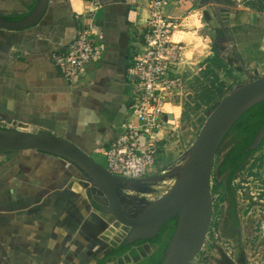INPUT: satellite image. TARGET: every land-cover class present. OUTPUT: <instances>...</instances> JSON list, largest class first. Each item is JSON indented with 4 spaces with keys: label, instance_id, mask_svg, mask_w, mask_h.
I'll return each instance as SVG.
<instances>
[{
    "label": "crops",
    "instance_id": "0c3cea01",
    "mask_svg": "<svg viewBox=\"0 0 264 264\" xmlns=\"http://www.w3.org/2000/svg\"><path fill=\"white\" fill-rule=\"evenodd\" d=\"M234 1L210 3L216 11ZM36 3L0 0V17L23 19ZM99 3L94 18L103 57L73 85L63 79L53 55L75 39L89 11L85 0H49L35 25L0 29V126L38 127L102 166L104 152L132 119L127 71L141 48L140 18L148 1ZM187 4L204 6L205 0ZM105 201L61 158L35 150L0 153V264H137L150 257L158 249L151 242L113 255L122 238L111 232L112 216L99 210Z\"/></svg>",
    "mask_w": 264,
    "mask_h": 264
},
{
    "label": "water",
    "instance_id": "95a60500",
    "mask_svg": "<svg viewBox=\"0 0 264 264\" xmlns=\"http://www.w3.org/2000/svg\"><path fill=\"white\" fill-rule=\"evenodd\" d=\"M48 3L49 0H37L33 11L23 19L0 17V29L17 31L35 25ZM262 102L264 76H257L229 92L209 112L182 165L140 180L111 174L75 144L35 126H29L26 131L0 126V153L35 150L76 167L105 197L99 210L112 216L111 232L120 234V244L124 247L157 238L162 228L177 218L161 264H192L205 244L213 216L211 178L216 156L238 120ZM163 118L169 122L174 117L167 110ZM263 140L264 125L254 137L250 151L257 150ZM168 178L175 179V184L166 194L152 202L141 197L148 193L149 185Z\"/></svg>",
    "mask_w": 264,
    "mask_h": 264
},
{
    "label": "rangeland",
    "instance_id": "374dc122",
    "mask_svg": "<svg viewBox=\"0 0 264 264\" xmlns=\"http://www.w3.org/2000/svg\"><path fill=\"white\" fill-rule=\"evenodd\" d=\"M187 2L166 0L165 4L164 13L174 17L179 27L183 28L186 43L181 65L169 74V84L162 87V97L171 98L166 104H172L177 121L172 120L168 124L167 141L154 169L156 175L183 164L213 106L234 89L257 76H264V0H236L216 7V11L210 0H205L204 6L199 7ZM227 12L228 16L225 15ZM146 17V12H143L140 22L143 23ZM214 55L221 59L220 65L215 64ZM226 148L227 145H224L218 153L215 169ZM262 152L264 148L260 154ZM216 171L212 173L211 187L216 184ZM174 184L173 178L153 183L149 185L148 193L141 197L152 202L166 194ZM259 206L264 205L257 202L251 207V215L242 216L246 234L248 230V234L252 235V225L258 221L259 227L264 225V208ZM259 241L264 244V228L254 242L257 244ZM216 242L208 238L206 246L192 264H217L213 261L215 249L221 246L228 252L232 250L230 245L226 247L225 240L218 239ZM256 244L248 246L249 258L253 261L251 264H264V247Z\"/></svg>",
    "mask_w": 264,
    "mask_h": 264
},
{
    "label": "built area",
    "instance_id": "2783aa9c",
    "mask_svg": "<svg viewBox=\"0 0 264 264\" xmlns=\"http://www.w3.org/2000/svg\"><path fill=\"white\" fill-rule=\"evenodd\" d=\"M147 1V17L141 23V48L135 51L127 71L132 119L104 152V168L115 176L134 180L156 175L154 169L167 141L170 122H165L163 115L170 109L174 117L172 104H166L171 98L162 97V87L169 84V74L181 65L185 44L183 28L174 17L164 13L166 0ZM85 2L89 11L75 39L65 50L53 55L63 79L72 85L81 78L86 67L101 60L104 53L96 40L98 26L94 18L100 0ZM173 119L176 122L175 117Z\"/></svg>",
    "mask_w": 264,
    "mask_h": 264
},
{
    "label": "flooded vegetation",
    "instance_id": "af4514ba",
    "mask_svg": "<svg viewBox=\"0 0 264 264\" xmlns=\"http://www.w3.org/2000/svg\"><path fill=\"white\" fill-rule=\"evenodd\" d=\"M233 138V133L226 137L220 150L224 145H227V148L222 152L217 168L213 169V173L217 170L215 173V187H211L213 216L203 248L210 237L215 244H217L218 239L225 240L227 242L226 247L230 245L232 250L230 249V252H228L227 249L220 246L219 249H215L216 255H213V261L215 260L217 264H251L252 260L249 258L248 246L256 244L254 242L255 238L261 234L264 225L259 227L258 221L257 224L252 225V235L248 234V230L246 234L242 216L251 215L252 205L257 202L264 205V153L260 154L264 145L261 144L262 146L260 145L257 150L251 151V154L245 158L238 171L234 172L237 161H231L232 167L221 173L222 164L239 143L238 140ZM220 150L218 153H220ZM259 207L264 208V206ZM256 245L264 247L263 241H259Z\"/></svg>",
    "mask_w": 264,
    "mask_h": 264
},
{
    "label": "trees",
    "instance_id": "16d2710c",
    "mask_svg": "<svg viewBox=\"0 0 264 264\" xmlns=\"http://www.w3.org/2000/svg\"><path fill=\"white\" fill-rule=\"evenodd\" d=\"M213 60V58L211 59ZM214 60L216 65H220L222 63L221 59L215 57ZM230 91V90H228ZM220 93H223L220 91ZM216 106V105H215ZM213 106V108L215 107ZM212 108V109H213ZM211 109V110H212ZM264 125V102L256 105L247 113H245L235 124V126L231 129L230 133L234 134V140H238V145L229 153L227 160L222 164L220 171L223 173L231 166V161H237L234 166V172L238 171L245 158L249 154H251L250 146L253 143L254 137L256 136L259 128ZM229 133V134H230ZM228 134V135H229ZM264 145V140L262 142ZM261 145V146H262ZM177 223V218L169 221L160 231L157 238L149 241L152 244L156 245L158 249L145 260L137 263V264H161V258L171 240V237L174 233L175 227ZM143 242H138L131 246H120L113 253L115 256H121L127 253L132 247L141 244Z\"/></svg>",
    "mask_w": 264,
    "mask_h": 264
},
{
    "label": "bare ground",
    "instance_id": "6f19581e",
    "mask_svg": "<svg viewBox=\"0 0 264 264\" xmlns=\"http://www.w3.org/2000/svg\"><path fill=\"white\" fill-rule=\"evenodd\" d=\"M175 181V179H173Z\"/></svg>",
    "mask_w": 264,
    "mask_h": 264
}]
</instances>
